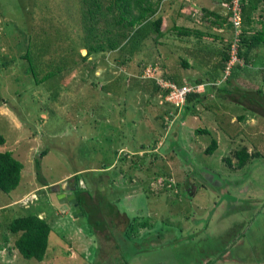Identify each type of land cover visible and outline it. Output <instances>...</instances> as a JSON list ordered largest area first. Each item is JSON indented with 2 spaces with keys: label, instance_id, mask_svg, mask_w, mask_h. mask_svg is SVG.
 Wrapping results in <instances>:
<instances>
[{
  "label": "rangeland",
  "instance_id": "374dc122",
  "mask_svg": "<svg viewBox=\"0 0 264 264\" xmlns=\"http://www.w3.org/2000/svg\"><path fill=\"white\" fill-rule=\"evenodd\" d=\"M222 2L163 0L157 15L163 19L164 37L144 40L122 64L117 63L123 57L116 49L93 55L94 62L85 66L76 55L77 40L68 41L75 27L81 28L80 0H0V133L5 137L0 151H11L23 164L18 186L10 192L0 189V264L126 259L106 235L99 239L93 234L97 226L111 237L125 234L139 240V253L148 250L145 264H203L198 254L205 248L203 238L216 241L218 249L231 248V256L215 264H264V45L250 53L249 65L231 69L229 90L234 95L204 99L182 108L180 115L160 94L150 95V85L134 86L125 77L118 78V86L107 83L100 91L119 74L140 77L144 63L156 58L168 74L175 72L186 83L208 80V72L219 68L218 50L229 39L230 20L219 22L201 7L225 16ZM258 12L255 18L264 20ZM174 23L192 24L208 35L181 38L171 30ZM104 24L101 20L99 26ZM182 57L190 67L182 65ZM55 71L53 77L35 81ZM223 86L228 83L218 87ZM178 117L180 127L175 124ZM197 128L208 133H197ZM212 138L217 148L205 153ZM242 147L262 155L252 154L236 168L235 151ZM74 174L92 195L89 206L106 216L103 224L88 216V208L73 213L50 189L72 184ZM221 176H236L238 183L213 192L212 179L220 183ZM31 213L51 227L43 261L25 259L14 247L16 235L7 228L13 218ZM132 216L139 220L133 236L122 226ZM203 222H209L207 234L191 235L203 229ZM246 228L245 236H239ZM144 235L148 238L141 240ZM216 253L210 254L209 264Z\"/></svg>",
  "mask_w": 264,
  "mask_h": 264
},
{
  "label": "trees",
  "instance_id": "16d2710c",
  "mask_svg": "<svg viewBox=\"0 0 264 264\" xmlns=\"http://www.w3.org/2000/svg\"><path fill=\"white\" fill-rule=\"evenodd\" d=\"M162 1L163 0H80L81 14H79V26L81 28L75 27L76 32L73 35V38L70 37L68 41H70L71 39L77 40L78 43L75 49L77 53L76 55L79 54L80 57L78 56V59H80L85 66H87L88 62H94L92 61L93 55L116 49L120 50V56L123 57L122 60L118 59L119 62L117 63L122 64L123 62H127L132 54L135 51L139 50L144 40L150 39L154 42H158L162 37H164L165 33L162 29L163 19L160 15H157ZM227 2L228 0H223L222 2L226 6V8L228 4ZM201 8H203V10H205L209 14L213 15L214 18L219 22H221V20L228 21L229 18V39L227 42H225L222 49L218 50V53L220 55L219 68L217 67L218 69L215 68V70H211L213 72H208L209 80H206L208 82L204 83V80L202 79H195L194 81L190 82L191 84H204V87L205 85H207L205 92L188 93L184 104H182L181 106L174 107L171 104L174 108L175 113L179 115L182 108L188 110L190 105L194 106L196 104H201L203 100L209 96L207 91L211 92L213 90H216L218 95L222 91L228 93V91H230L229 84L231 82V69L235 65H249V63H251L252 61L250 53L264 45V20L259 19L258 17L255 18V14L259 10L260 12H258L257 15L260 18L264 16V0H241V17L238 27H235L233 21H231V13L228 9V14L222 16L220 12H214L207 7L205 8V6H202ZM101 20H103L105 24L100 27L99 23ZM255 22L260 23V26L257 27ZM171 30L181 38H191L193 36L197 39H200L202 36L208 35L198 27H189L175 23L171 26ZM235 30H238L237 34L234 33ZM232 45L235 46V52L238 61H235L231 65L229 74L225 79H222V77L224 76V69L231 56ZM82 49L86 50V54L81 53ZM27 55L28 52H25L23 57ZM76 61L77 60H75L74 62L77 63ZM161 61L159 58H156V60H152L149 63L158 62L160 64L162 77L169 79L177 85H182L185 83L184 79H181L175 72H173L172 75L168 74L164 68V64H162ZM181 63L184 67H190V64L184 57L181 58ZM146 64L147 63H144L143 67H145ZM91 65L92 66L89 69L90 71L92 68H94V63ZM64 66H67V62H65ZM29 69L32 74L36 76L30 62ZM56 74V71L49 72L48 74L43 75L41 78H35V81H44ZM118 76L119 77L116 76L117 78H113L115 80H110L106 83H103L100 86V91H104V89L108 87V84H110L111 86H118L119 84H121V81L119 79L125 77L127 83L131 82V84H133L134 86H139L141 85V83L142 85H150V95L160 94L162 97H164L167 93V90L161 88L156 83V80L154 78H144L141 76H137V78H134L133 76H123L122 74H119ZM91 78L94 79L92 85L96 86V83L98 82L96 81L95 76ZM225 82L228 83V86H223V88L218 87L220 84H223ZM114 88L115 87H113L112 90H114ZM209 107L211 106L209 103H207L206 108L208 109ZM162 116L161 124L164 123ZM239 118H244V115H240ZM180 121L181 120L178 117L175 124L178 126ZM164 125L166 126V124ZM196 131L197 133H208L207 128H197ZM4 142L5 137L0 133V144H3ZM217 145V140L215 138H212L210 143L204 150L205 153L213 152L217 148ZM44 154L45 150L41 151L40 155L42 156ZM252 154H255L256 156L260 154L262 155V153L258 151H253V153L249 152V150H247V148L245 147L236 150L235 155L237 157V164L235 165V167H243L251 158ZM226 160L228 163L231 162L228 158H226ZM35 164L36 173L38 175L40 171V164L39 162H36ZM22 168V162L17 159L11 151H0V189L2 191L10 192L18 186L21 179ZM71 177L74 178L73 182L75 186H73V194L75 195L76 201L79 205L80 212H82L83 208L85 210L88 208V212H91V214L88 216L95 220L94 222H96L97 224H103L104 222H106V216L103 215V213L99 209L91 208L89 206V203L92 200V195L91 193L85 191L84 188L79 185L78 175L74 174ZM85 212H87V210ZM126 215L127 214H124V216ZM108 216H111V214L108 213ZM137 221H139L138 218H134V216L125 221L127 229L130 231V235L136 232L134 225H139ZM142 221L143 225L147 222V220L145 219H143ZM7 228L11 234L16 235V237L14 238V247L25 259L35 258L38 261H43L45 259L46 251L48 248L49 234L51 231V227L45 218L35 213L20 215L10 220L7 224ZM104 229L105 227L102 228V226H97L93 234H97L99 239H101V236L105 237L106 235V240L108 242H111L113 237L109 236V233L104 231ZM122 235L125 238H128L125 236V234ZM108 237H111V239H109Z\"/></svg>",
  "mask_w": 264,
  "mask_h": 264
},
{
  "label": "flooded vegetation",
  "instance_id": "af4514ba",
  "mask_svg": "<svg viewBox=\"0 0 264 264\" xmlns=\"http://www.w3.org/2000/svg\"><path fill=\"white\" fill-rule=\"evenodd\" d=\"M199 172H202L203 173L202 170H199ZM235 178H237V177L235 176ZM235 178H226L225 176H221L220 177V180H218V181H220V183H218V186L217 187L214 185L215 181L213 180V183H212L213 184V186H212L213 189H212V191L213 192L222 191L225 188L228 189V187L230 185H232V184H237L238 183V179H235ZM73 186H74V182L72 184H65L63 186L64 188H67L68 187V188L71 189V190H69L68 193L66 191V194L73 193ZM241 188H243V187H241ZM190 194H192V192H190ZM235 196H233V201L236 200V197ZM218 202H219V204L221 203L220 201H218ZM263 208H264V206L261 207V210H263ZM75 214H76V212H75ZM202 219H203V217H202ZM198 221L201 222L200 219ZM125 224L126 223H123L122 226H124ZM208 226H209V222H203V225H202V228L203 229L202 230L190 231V234L193 235L194 237L196 235L201 236L202 233H204V235H206L207 234V231H208V229H207ZM248 228H246V230H245V232L243 234H241V235L238 234V235L239 236H245L246 232L248 231ZM191 229L192 228H190V230ZM122 230H123V228L121 229V231ZM144 238H148V237L145 236V235L140 237L141 240L144 239ZM241 238L239 239V237H238L237 242H240L241 241ZM175 240H177V238L174 239V241ZM138 241L139 240H135L134 238H131V240L129 238H125L122 234L119 235L117 238H115V237L112 238L111 244L114 247H116L117 249H119L120 252H121V256H119V257L126 258L124 260H121L122 264H145L144 257H145V254H146V252L148 250H144V252L139 253V250H142V248H140V243L138 244ZM144 242H145V240H143L141 243H144ZM202 242L205 243V248H203L198 254H201V257L200 258H203L204 257V259H201L203 264H209V262L212 261V259L210 257V254L211 253H214L215 251H217V253L215 255H213L214 257H212V258H214V260H213V263H211V264H215V262H218L222 258H226V260H227V256L228 257L231 256V252H230V249L231 248H229V249L228 248L218 249L216 246H219V245L216 243V241L211 240V239H208V238H203L202 239ZM151 244H153V242ZM153 246L151 245V247H153ZM127 251H130V256L129 257L126 256V252ZM204 255L209 256L210 259H208V257L207 256H204ZM218 255H220V256H218ZM229 259L232 260L233 262H239V263L241 262V260L238 259V258H236V259L235 258H229ZM121 262L120 261L117 262V260L114 259V257H110L106 261H104L105 264H121ZM261 262L263 263L264 260L261 261ZM80 264H83V263H80ZM259 264H260V262H259Z\"/></svg>",
  "mask_w": 264,
  "mask_h": 264
},
{
  "label": "built area",
  "instance_id": "2783aa9c",
  "mask_svg": "<svg viewBox=\"0 0 264 264\" xmlns=\"http://www.w3.org/2000/svg\"><path fill=\"white\" fill-rule=\"evenodd\" d=\"M240 2L241 0H228L227 9L231 13V21L235 27H238L240 24ZM235 34L238 33V30L234 31ZM235 46L232 45V51L229 61L226 64L224 69V76L222 79H225L229 74V69L231 65L238 61L236 56ZM160 64L158 62L149 63L142 69L141 77L144 78H154L156 83L163 89L167 90V93L164 96V99L172 104L174 107L181 106L186 100V96L191 92H201L204 90V84H191L184 83L182 85H177L176 83L162 77Z\"/></svg>",
  "mask_w": 264,
  "mask_h": 264
},
{
  "label": "water",
  "instance_id": "95a60500",
  "mask_svg": "<svg viewBox=\"0 0 264 264\" xmlns=\"http://www.w3.org/2000/svg\"><path fill=\"white\" fill-rule=\"evenodd\" d=\"M84 54V53H82ZM210 179V178H209ZM213 183V180H212ZM75 186V184H74ZM50 189L54 192H56L57 194V198L61 199L62 202H67L68 204L71 205V209L73 211V213L77 212L79 210V205L76 201L75 195L73 193L70 194H66V191L71 190L70 188H64L61 187L60 184H55L53 186L50 187Z\"/></svg>",
  "mask_w": 264,
  "mask_h": 264
},
{
  "label": "crops",
  "instance_id": "0c3cea01",
  "mask_svg": "<svg viewBox=\"0 0 264 264\" xmlns=\"http://www.w3.org/2000/svg\"><path fill=\"white\" fill-rule=\"evenodd\" d=\"M224 4V3H223ZM225 6V5H224ZM226 7V6H225ZM216 23V22H215ZM180 25H184V26H189V27H195V26H192V24H180ZM211 72H213V71H211ZM208 80H209V76H208ZM205 82H208V81H204V83ZM206 86L207 85H205V87H204V90L203 91H201L200 93H204L205 92V90H206ZM230 89V88H229ZM216 95H218V93H217V91L216 90H213V91H211L210 92V94H209V96L208 97H206L207 99H212L214 96H216ZM230 95H234L233 93H231V91H228V93L227 92H224V91H222V92H220L219 93V97H221V99H225V98H228ZM235 96L237 97H239L240 96V92L239 93H235ZM205 98V99H206ZM228 106V105H227ZM69 179V178H68ZM64 180V179H63ZM62 180V181H63ZM213 180V179H212ZM60 182L61 181V179H59V180H57V181H54V182ZM215 183H216V181H215ZM218 183V182H217ZM216 183V184H217Z\"/></svg>",
  "mask_w": 264,
  "mask_h": 264
},
{
  "label": "clouds",
  "instance_id": "9594fccd",
  "mask_svg": "<svg viewBox=\"0 0 264 264\" xmlns=\"http://www.w3.org/2000/svg\"><path fill=\"white\" fill-rule=\"evenodd\" d=\"M68 192H69V190H68ZM76 213H78V212H76Z\"/></svg>",
  "mask_w": 264,
  "mask_h": 264
}]
</instances>
